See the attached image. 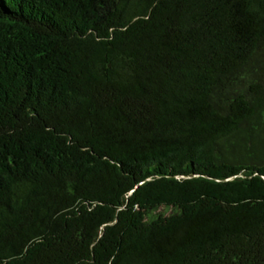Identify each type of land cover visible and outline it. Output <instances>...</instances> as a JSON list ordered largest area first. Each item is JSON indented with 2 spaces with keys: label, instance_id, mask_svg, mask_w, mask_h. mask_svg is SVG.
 Returning a JSON list of instances; mask_svg holds the SVG:
<instances>
[{
  "label": "trees",
  "instance_id": "obj_1",
  "mask_svg": "<svg viewBox=\"0 0 264 264\" xmlns=\"http://www.w3.org/2000/svg\"><path fill=\"white\" fill-rule=\"evenodd\" d=\"M0 264H264V0H0Z\"/></svg>",
  "mask_w": 264,
  "mask_h": 264
}]
</instances>
